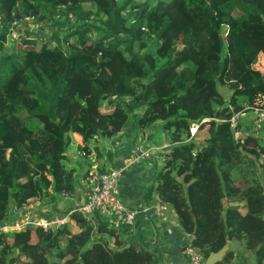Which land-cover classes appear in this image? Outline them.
Instances as JSON below:
<instances>
[{"label": "trees", "instance_id": "obj_1", "mask_svg": "<svg viewBox=\"0 0 264 264\" xmlns=\"http://www.w3.org/2000/svg\"><path fill=\"white\" fill-rule=\"evenodd\" d=\"M25 18L32 22L7 45ZM31 23L54 30L38 40ZM261 59L264 0H0V225L12 209L74 195L72 133L89 151L94 135L110 138L132 118L167 132L154 190L192 246L206 258L243 242L248 252L230 248L217 264H264V141L243 132V119L228 122L264 96ZM68 218L0 230V264L157 261L137 241L124 246L131 230L100 211Z\"/></svg>", "mask_w": 264, "mask_h": 264}, {"label": "crops", "instance_id": "obj_2", "mask_svg": "<svg viewBox=\"0 0 264 264\" xmlns=\"http://www.w3.org/2000/svg\"><path fill=\"white\" fill-rule=\"evenodd\" d=\"M242 121L245 122L246 127L244 133H253L264 141V121L257 133L253 129L250 116ZM160 129L156 124L140 129L134 123L127 122L117 134L110 138L91 140L89 146L93 149L97 147L100 153L99 163L104 168L122 167L125 160L129 163L121 174L119 194L127 207L139 213L130 234L123 238V245L126 246L133 241L144 245L155 254L157 261L154 264H187L183 248L191 241L190 234L181 228L177 215L171 208L164 212L159 210L158 198L154 190L157 169L153 171V165L156 167L159 164V155L162 152L159 147L162 143L169 144L167 141H161L160 136L155 143L154 137L158 132H162ZM70 137L65 163L74 171L76 177L74 195L58 197L52 204L30 202L21 209H12L8 221H18L23 214H26L27 209H30L34 217L67 222L69 213L78 209L83 200L85 178L83 173L89 162L79 154V151L85 150L82 148V137L77 133H72ZM141 150L149 154L148 166L146 157L141 156L138 161H134L137 152ZM259 161L263 162V157ZM261 174L264 176V171H260L264 184V177ZM74 230L77 231L75 228ZM230 248L234 251L244 250V243L229 242ZM244 252L248 251L244 250ZM249 262L253 261L249 260Z\"/></svg>", "mask_w": 264, "mask_h": 264}, {"label": "built area", "instance_id": "obj_3", "mask_svg": "<svg viewBox=\"0 0 264 264\" xmlns=\"http://www.w3.org/2000/svg\"><path fill=\"white\" fill-rule=\"evenodd\" d=\"M68 17L73 19L71 14H68ZM25 20L32 22V19L30 18H25ZM22 24V21H14L12 23L7 36V45H10L14 40L18 39L21 34L20 30ZM29 27L30 29L35 30L37 28L34 23H31ZM248 116L251 117L253 129L255 133H257L262 128L264 121V96H260L253 105L245 106L242 110L233 113L228 119L230 127L234 129L240 119L244 120ZM196 130L197 125H192L190 128V135L193 136ZM234 137L237 141H241L240 132H235ZM99 138L98 135H94L91 140L96 141ZM168 146L169 144L163 143L159 149H165ZM79 154L88 160L89 165H87V176L84 178L83 200L77 210L87 218H90L96 211H100L109 219L111 225L126 226L131 230L139 212L127 207L119 194V181L121 174L125 167L129 165L127 160L124 161L122 167L102 169L96 151L91 146L89 151L82 150L79 151ZM141 156L148 159V166L150 157L146 151H138L134 161H138ZM155 170L156 167L153 165V171ZM158 203V208L161 212H164L169 208L166 204H163L159 198ZM20 218H23L21 222ZM20 218L15 222L5 221L0 225V230H21L30 226L53 228L65 223L64 220L59 219L49 221L44 218L34 217L31 212H26V214H23ZM190 237L192 240L191 234ZM183 254L186 258L187 264H204L205 258L202 253L192 246L191 241L184 246Z\"/></svg>", "mask_w": 264, "mask_h": 264}, {"label": "rangeland", "instance_id": "obj_4", "mask_svg": "<svg viewBox=\"0 0 264 264\" xmlns=\"http://www.w3.org/2000/svg\"><path fill=\"white\" fill-rule=\"evenodd\" d=\"M86 8H90V6L88 5V4H86V6H85ZM26 22H28L27 20H23V23H26ZM47 23H45L43 26H44V28L43 29H40V30H35L36 31V36H35V38L36 39H38V40H47L49 37H50V35H51V33L53 32V30H54V27L52 26V25H46ZM22 28H21V30H20V32H22V34H23V30H24V24H22V26H21ZM92 36H94V35H92ZM152 49L154 48L153 46L151 47ZM10 48L8 47L7 48V50H9ZM263 58V57H262ZM254 66L256 67V68H258L259 70H261V71H264V60L263 59H261V60H259V61H256L255 62V64H254ZM222 92H226L224 89H222ZM227 94V93H226ZM128 123L130 124V123H134V120L132 119V118H130L129 120H128ZM30 125L31 126H40L41 125V123L38 121V120H36V119H33L31 122H30ZM157 126H159V122L156 124ZM153 128H155V127H153ZM162 132H158L157 134H156V136L154 137V141H155V143H156V140H157V137H162L161 138V141H167V142H169V139H168V136H167V132L165 131V130H162V129H160ZM158 143H161V142H158ZM163 144V143H162ZM159 145H161V144H159ZM161 150H164V149H161ZM158 162H160V159H159V161ZM262 175V174H261ZM262 177H264L263 175H262ZM28 211L27 212H30L29 210L30 209H27ZM21 220H23V218H20V222H21ZM75 228V227H74ZM76 229V228H75ZM77 230V229H76Z\"/></svg>", "mask_w": 264, "mask_h": 264}, {"label": "water", "instance_id": "obj_5", "mask_svg": "<svg viewBox=\"0 0 264 264\" xmlns=\"http://www.w3.org/2000/svg\"><path fill=\"white\" fill-rule=\"evenodd\" d=\"M228 249L229 242H226L219 250L210 252L205 258L204 264H217L222 261Z\"/></svg>", "mask_w": 264, "mask_h": 264}]
</instances>
